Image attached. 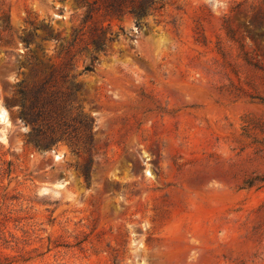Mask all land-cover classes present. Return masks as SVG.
<instances>
[{"label": "rangeland", "instance_id": "374dc122", "mask_svg": "<svg viewBox=\"0 0 264 264\" xmlns=\"http://www.w3.org/2000/svg\"><path fill=\"white\" fill-rule=\"evenodd\" d=\"M152 1L0 0V264H264V0ZM67 63L88 153L20 117Z\"/></svg>", "mask_w": 264, "mask_h": 264}, {"label": "trees", "instance_id": "16d2710c", "mask_svg": "<svg viewBox=\"0 0 264 264\" xmlns=\"http://www.w3.org/2000/svg\"><path fill=\"white\" fill-rule=\"evenodd\" d=\"M88 9L91 14L102 13L110 17L132 16L138 21L154 12L152 0H76ZM49 34L46 38H50ZM99 37V36H97ZM99 40V39H98ZM98 44V43H97ZM100 48V47H99ZM56 70L46 64L38 65L29 72V82L20 92V117L31 128L34 148H49L58 143L67 144L73 151L89 152L93 142V121L79 115L76 93L68 87V76L65 71ZM86 68L84 72H90ZM90 160L86 165L85 177H89Z\"/></svg>", "mask_w": 264, "mask_h": 264}, {"label": "bare ground", "instance_id": "6f19581e", "mask_svg": "<svg viewBox=\"0 0 264 264\" xmlns=\"http://www.w3.org/2000/svg\"><path fill=\"white\" fill-rule=\"evenodd\" d=\"M1 120H3V115H0Z\"/></svg>", "mask_w": 264, "mask_h": 264}]
</instances>
